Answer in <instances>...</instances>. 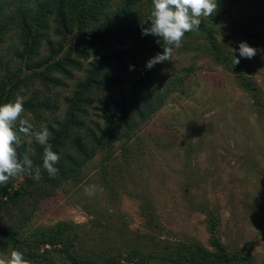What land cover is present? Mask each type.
<instances>
[{
  "label": "rangeland",
  "instance_id": "1",
  "mask_svg": "<svg viewBox=\"0 0 264 264\" xmlns=\"http://www.w3.org/2000/svg\"><path fill=\"white\" fill-rule=\"evenodd\" d=\"M217 3L216 13L202 18L199 29L186 33L174 50L185 80L165 106L136 136L101 148L51 197L8 205L2 212L5 225L20 227L24 238L34 241L51 243L61 233L74 258L95 264H106L109 256L125 262L128 255L136 262L135 251L158 257L179 243L213 251L215 228L231 256L264 264V0ZM77 40L76 35L63 54ZM242 41L257 49L253 58L239 56ZM17 42L14 35L0 56L11 58L9 49ZM48 50L45 44L41 54L47 56ZM233 55L239 64H233ZM12 57L15 66L19 60ZM5 74L0 67L7 94L12 83ZM75 74L73 80L64 78L67 86L33 78L20 95L57 99L63 111L64 96L82 76ZM29 113L40 128L53 117L43 110L24 115ZM12 181L14 189L21 188L24 175ZM88 185L97 186L93 196L84 193ZM50 243L37 249L40 254L53 250L52 260L43 256L35 264H71ZM12 250L0 240V254Z\"/></svg>",
  "mask_w": 264,
  "mask_h": 264
},
{
  "label": "trees",
  "instance_id": "2",
  "mask_svg": "<svg viewBox=\"0 0 264 264\" xmlns=\"http://www.w3.org/2000/svg\"><path fill=\"white\" fill-rule=\"evenodd\" d=\"M112 1L0 0V54L15 35L17 45H12L9 52L12 59L15 56L19 60L13 66L6 54L0 56V67L12 83V89L5 94L2 85L6 80L1 81L0 104L14 100L33 78L46 85L67 86L64 78L73 80L75 71L82 72L71 93L64 96L63 111L57 99L28 98L24 102L25 111L42 115L43 110L53 116L47 128L51 132L49 143L60 155L55 165L58 173L49 176L43 169V146L23 137L18 154L23 158L28 152L34 166L41 167V179L22 174L25 181L21 188L14 189L12 179L0 185V240L34 262L43 256L52 260L49 254L53 250L46 248L40 254L37 249L50 242L29 240L20 227L5 225L3 209L27 197L36 202L51 197L60 185L77 177L101 148L136 136L185 80L178 74L173 57L150 69L146 67L150 58L163 51L158 37L142 34L151 26L152 0H118L117 8L106 12ZM76 35L77 42L63 54ZM45 44L49 48L47 56L41 54ZM150 51L154 53L147 56ZM26 71L31 74L25 75ZM34 129L40 127L34 125ZM214 232L215 228L213 251L200 244L179 243L175 250L158 257L135 251L136 262L129 255L125 262L109 256L106 264H253L245 256H231ZM54 237L56 240L50 244L57 245L54 249L68 256L71 264H95L91 258H74L63 234Z\"/></svg>",
  "mask_w": 264,
  "mask_h": 264
},
{
  "label": "clouds",
  "instance_id": "3",
  "mask_svg": "<svg viewBox=\"0 0 264 264\" xmlns=\"http://www.w3.org/2000/svg\"><path fill=\"white\" fill-rule=\"evenodd\" d=\"M218 9L217 0H152L150 11L151 26L142 30L143 35L152 34L162 41L163 51L147 61L146 67L152 68L157 63L171 61L174 50L182 45L186 33L199 29L202 18L212 16ZM233 53L236 49H232ZM239 56L247 59L257 54V49L247 42L239 43ZM239 57L233 55V64H239ZM25 97L17 95L14 100L0 104V185L7 184L10 179L27 174L34 180L41 179V167L34 166L33 160L25 152L23 158L17 148L22 144L23 137H34L43 146V169L49 176L55 177L60 155L53 151L49 143L51 132L46 126L34 129L29 113L24 115ZM102 191V188L99 189ZM96 185L84 187V193L93 196ZM0 264H35L26 259L20 250H12L9 255L0 254Z\"/></svg>",
  "mask_w": 264,
  "mask_h": 264
}]
</instances>
